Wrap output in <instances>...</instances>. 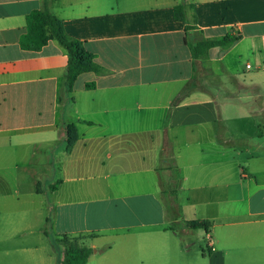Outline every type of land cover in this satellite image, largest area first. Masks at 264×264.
<instances>
[{"label":"crops","instance_id":"crops-1","mask_svg":"<svg viewBox=\"0 0 264 264\" xmlns=\"http://www.w3.org/2000/svg\"><path fill=\"white\" fill-rule=\"evenodd\" d=\"M44 7L104 74L68 91L59 42L21 47ZM227 34L240 40L193 57ZM45 207L65 234H135L180 256L201 235L186 222L208 220L209 256L183 264H264V0H0V264H49L48 233L17 222Z\"/></svg>","mask_w":264,"mask_h":264},{"label":"trees","instance_id":"trees-1","mask_svg":"<svg viewBox=\"0 0 264 264\" xmlns=\"http://www.w3.org/2000/svg\"><path fill=\"white\" fill-rule=\"evenodd\" d=\"M192 4L179 3L174 6L176 20L187 23L188 9ZM194 23L196 19L193 20ZM193 26H187V29ZM50 40H56L63 46L68 54L67 72L64 85L68 91H73L77 78L86 72L104 74L106 69L96 62L95 54L90 52L84 41L72 37L66 30L62 19L52 13L47 7L35 9L27 15V31L20 37V45L23 49L37 51L44 47ZM240 40V35L227 34L222 39H203L191 44L192 55L195 59L208 56L209 50L215 46H226ZM94 84H87L92 87ZM68 137V149L78 140V130L75 124L66 125ZM61 181L50 185V190L55 191ZM39 190V189H38ZM190 228L205 230L209 227L208 220H191L186 222ZM100 234H63L59 241L63 245L62 264H86L93 253V248L86 244L88 240L99 237Z\"/></svg>","mask_w":264,"mask_h":264},{"label":"rangeland","instance_id":"rangeland-1","mask_svg":"<svg viewBox=\"0 0 264 264\" xmlns=\"http://www.w3.org/2000/svg\"><path fill=\"white\" fill-rule=\"evenodd\" d=\"M34 197L38 199L33 204L35 207L41 205V201L46 205L49 202H53L50 194L48 197ZM55 212V208L45 207L44 215L41 218L39 216H32L22 222L18 218L17 222L20 225H24L26 222L24 226L28 225L46 231L48 233L49 264H62L61 260L64 248L59 239L65 234L63 233L65 232V228L57 222ZM136 216L137 219L135 220L140 221V212ZM93 217L96 222H106L108 220L107 216L102 218L99 213H95ZM199 230L201 231L199 232L201 235L197 238L193 249L181 256L154 251L151 246L155 242L136 237L135 234L129 236L103 234L86 242L87 245L93 248V253L86 264H183L185 261L195 262L202 260L203 257L201 255L203 252L209 256V238H207V234L203 228ZM216 246L220 248V245Z\"/></svg>","mask_w":264,"mask_h":264},{"label":"built area","instance_id":"built-area-1","mask_svg":"<svg viewBox=\"0 0 264 264\" xmlns=\"http://www.w3.org/2000/svg\"><path fill=\"white\" fill-rule=\"evenodd\" d=\"M248 67H250V65H247Z\"/></svg>","mask_w":264,"mask_h":264}]
</instances>
